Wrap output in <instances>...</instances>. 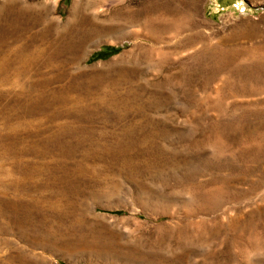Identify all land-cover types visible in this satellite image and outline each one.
<instances>
[{"label":"rangeland","instance_id":"1","mask_svg":"<svg viewBox=\"0 0 264 264\" xmlns=\"http://www.w3.org/2000/svg\"><path fill=\"white\" fill-rule=\"evenodd\" d=\"M52 1L20 0L13 27L25 35L0 37V264H264V83L236 78L264 68V0H83L69 24L74 0ZM98 7L117 38L86 45L63 76L28 67L35 36ZM121 7L162 23L164 41L124 30ZM171 55L181 66L161 68ZM134 56L141 64H127ZM211 67L220 78L205 82ZM130 69L132 86L167 98L122 103L106 76ZM63 212L75 222L58 243L51 219Z\"/></svg>","mask_w":264,"mask_h":264},{"label":"bare ground","instance_id":"2","mask_svg":"<svg viewBox=\"0 0 264 264\" xmlns=\"http://www.w3.org/2000/svg\"><path fill=\"white\" fill-rule=\"evenodd\" d=\"M45 2H48L50 0H44ZM52 1V0H51ZM53 2V6H56L57 3H58V0H54L52 1ZM82 2L83 0H74L73 2V5H72V10L70 12V18L68 20V24L71 23L70 21L72 19H74V16L76 14L75 10L77 9V7L79 5H82ZM8 12L7 14L5 15L4 14V22L6 23L5 27H4V31H2V34H1V38L2 39H11L13 38L14 36L16 35H25L23 33H18L20 32V29H15L13 26L19 23L16 22V16L14 15V10L20 6L19 8H21V3H20V0H3L2 1V6H8ZM146 5V4H145ZM129 6V5H128ZM127 7V6H126ZM133 8V7H131ZM144 8V7H143ZM142 8V9H143ZM147 8V7H146ZM118 9V8H116ZM141 10V9H140ZM119 11V14H121L122 16V22L119 21V24L121 23V25H123V28L124 30L126 29H130L132 27H138L139 29H141L143 31V33H151L154 31V33H156L155 35V38H156V45L162 43L164 41V37L162 36L161 32H162V23H160L159 26H152L151 23H149V19H147V12L144 13L145 14V17L143 18H140L141 17V14L143 13H138L136 12V10H132V9H129V8H125V7H121L120 9H118ZM91 15L90 16H87L85 14V11H84V14H83V11H80L81 13V17H78L76 20H77V25L74 27V26H69V25H63V27L60 29V31H56L58 33H54L52 32L51 29L49 28H46V32H44L43 34H41L40 36H35L34 37V43L39 47L40 49V52L39 54H36V55H33L31 58H29V61H28V67H31V66H36V67H39V68H49L51 70H49V72H52V70H54V73H58L60 74V76H63V75H66V73H71L72 70H77L80 68L79 66V63L76 61V59L74 58L83 48H86L87 46H89L91 43H98V42H104L105 40H112L113 38H115L116 36V31L118 30V27H116V25H114L113 23H110L111 22V17L109 18H106L102 13H104L103 9H100L99 7L94 9L93 11H91ZM160 12V11H159ZM6 13V12H5ZM114 15L117 13V11L115 10L114 12ZM90 14V12H89ZM112 14V13H111ZM149 14V13H148ZM160 14V13H159ZM118 15V13H117ZM149 16V15H148ZM116 16H114L115 18ZM119 16H117L118 18ZM120 18V17H119ZM118 18V19H119ZM163 18V17H162ZM71 19V20H70ZM159 19V18H158ZM113 20V19H112ZM117 20V19H116ZM74 20H72L73 22ZM156 22V21H155ZM66 23V24H67ZM123 23V24H122ZM72 25V24H71ZM22 26V25H21ZM181 26V25H180ZM20 27V26H18ZM55 29V28H54ZM177 30V29H176ZM22 31V30H21ZM131 31V30H130ZM136 31V30H135ZM118 32V31H117ZM137 33V32H136ZM118 34V33H117ZM134 34V32H133ZM117 38V37H116ZM177 38V37H176ZM174 39H175V36H174ZM184 39V38H183ZM16 40H13V41H8L7 43H15ZM183 42H175L174 45H173V48H174V51L173 53L177 52L179 53L180 50L179 48L184 46V45H190L188 43V40L184 39L182 40ZM87 45V46H86ZM140 46V45H139ZM136 47H138V44L136 45ZM141 51V50H144V52H151V50L153 49V47H146V46H143V47H138ZM138 48H137V51H138ZM136 48H134L135 50ZM185 49V48H184ZM256 49H259V48H256ZM262 50V49H261ZM19 52H20V49H19ZM135 52V51H134ZM21 53V52H20ZM137 53V52H136ZM140 53V52H139ZM133 54V53H131ZM130 54V55H131ZM151 54V53H150ZM234 54V53H233ZM128 55V54H127ZM200 54L198 53H195L191 56L190 60L195 62L197 60V57L199 56ZM205 55V54H204ZM204 55H200L201 56V59H203V62H204V66H207L210 62V57L208 56H204ZM132 56V55H131ZM139 56V55H138ZM226 58H225V63L228 64L231 59L233 58L232 56V52L231 53H228L227 55H225ZM128 57L129 59V55L126 56ZM133 57V56H132ZM141 57V56H140ZM224 57V56H223ZM123 58V57H122ZM252 58V57H251ZM141 59V58H140ZM139 59V60H140ZM149 62L150 59V56L149 55H145V61ZM149 59V60H148ZM172 55L170 56L169 59H164L163 58V64L161 63L160 61V67L164 68V67H173V68H178L181 66L182 64V61L179 62L177 65H173L171 64V62L169 61H172ZM137 58H130V60L126 61L127 64H135L137 63V61H139ZM212 61V60H211ZM125 62V61H124ZM197 62V61H196ZM122 63V61H121ZM140 63V61H139ZM150 63V62H149ZM173 63V62H172ZM199 63V62H197ZM213 63V61H212ZM224 63V62H222ZM264 63V61H263ZM141 64V63H140ZM137 65V64H136ZM159 65H155L157 66L156 68H158ZM197 65V64H196ZM212 64L210 63V66ZM125 66V65H124ZM217 66V64H216ZM223 67V65H221ZM213 67V66H212ZM212 67L208 69L207 71V75H205V82H208L210 81L211 79L215 78V77H218V79L220 78V74L219 75H216L214 72V70H212ZM124 68V67H123ZM131 68V67H129ZM172 68V69H173ZM191 69H194V66L190 67ZM214 68V67H213ZM218 68V67H217ZM126 69V68H125ZM135 69V68H134ZM134 69H130V71H117V73H114L113 75H110V76H106V80L108 82H110V84L112 86H116V89H115V92L117 91V93H120L121 91V94L122 96L119 97V99L122 100V103H123V100L125 101L126 99H124L125 97H132L134 99V104H136L137 102H148V101H152L154 102V105H155V102H157L158 100H165V98H167L168 96V92L166 91H160V89H156V88H148V86H144V85H140V86H132L133 82L130 81V79L132 78H135V75L134 73H132L134 71ZM228 69V68H227ZM226 67L224 69H221V71L219 73H227L229 74V76H223L224 79L225 77H233L234 78V75L232 73V71L230 70L227 71ZM255 70V74H245L244 76H236L237 80H239V83H240V80H243L242 83L246 84L245 82H250L251 85H253L251 83V78L249 79V77H253V79H258V80H261V85L264 83V75L262 74L263 71H264V68L262 67L261 63L256 66L254 68ZM194 72V70H191ZM53 73V72H52ZM195 73V72H194ZM193 73V75H194ZM251 73V72H250ZM254 73V72H252ZM95 75V74H94ZM171 75V74H170ZM179 75V74H178ZM177 75V76H178ZM191 75V74H190ZM225 75V74H224ZM102 76V75H101ZM58 77V76H57ZM99 77H100V74H99ZM102 78V77H101ZM177 78V77H176ZM195 78V76H194ZM222 78V77H221ZM231 78V79H233ZM47 79V78H46ZM172 79V78H171ZM170 79V80H171ZM188 81H192V75L189 76L188 78ZM223 79V78H222ZM221 79V80H222ZM111 80V81H110ZM184 80V79H183ZM234 80V79H233ZM113 81V82H112ZM175 81V80H174ZM177 79H176V85L178 86L179 84H177ZM213 81V80H212ZM216 81V80H215ZM220 81V80H219ZM224 82V80H222ZM255 81V80H253ZM84 82V81H83ZM228 82V81H227ZM230 82V81H229ZM92 83V82H91ZM127 83H129L128 85H126ZM179 83V82H178ZM234 83H237L236 81L233 82V89L234 90H237L238 87L236 85H234ZM104 84V82H103ZM208 84V83H207ZM241 87H239L238 90H241L242 91V87L245 85H241ZM259 83H256L254 82V85H258ZM231 85V84H229ZM110 86V85H108ZM175 86V85H174ZM206 86V85H205ZM231 88V87H230ZM255 88V87H254ZM258 88V86L256 87ZM127 89V90H126ZM174 89V88H173ZM172 89V90H173ZM245 89V88H244ZM250 89V88H249ZM253 89V88H251ZM263 89V88H262ZM123 90L126 91V93L123 92ZM220 90V89H219ZM233 90V91H234ZM260 90V89H259ZM231 91V90H230ZM232 91V92H233ZM255 91V90H253ZM240 93V95H242ZM170 93V91H169ZM175 93V92H174ZM220 93V92H219ZM236 93V92H235ZM260 93H261V90H260ZM258 93V94H260ZM123 94H125L123 96ZM232 94V93H231ZM174 95V94H173ZM217 95V94H216ZM221 95V94H220ZM170 96V95H169ZM195 97V96H194ZM221 98V97H220ZM131 99V100H133ZM118 100V99H117ZM118 101L117 104L119 102ZM128 100V99H127ZM175 101V100H174ZM223 101V100H222ZM136 102V103H135ZM221 102V101H220ZM229 102V101H228ZM130 103V102H129ZM149 103V102H148ZM116 104V105H117ZM160 104V103H159ZM123 105V104H122ZM133 105V104H132ZM145 105V104H143ZM147 105V104H146ZM153 106L152 103H150V106ZM135 106V105H134ZM137 106V105H136ZM135 106V107H136ZM151 106V107H152ZM126 107V106H125ZM144 107V106H143ZM148 108V106H147ZM126 109V108H125ZM143 110V109H142ZM125 111V110H124ZM150 110L147 109V110H144V112H149ZM193 112V111H192ZM138 113V112H137ZM143 113V112H142ZM219 113V112H218ZM120 114V113H119ZM129 114V113H128ZM221 115V114H220ZM136 117V116H135ZM151 118V117H150ZM240 119V118H239ZM231 123V122H230ZM236 123V122H235ZM148 124V123H147ZM224 141V140H223ZM259 178V177H258ZM189 193V192H188ZM239 198V197H238ZM191 199V202L194 203V202H199L193 198H190ZM217 199V198H216ZM221 199V197H220ZM224 198H222L221 200H223ZM219 200V198L217 199V201ZM242 200V199H241ZM189 202V200H188ZM214 202V201H212ZM222 202V201H221ZM220 202V204H222ZM241 202V201H240ZM213 206L212 207H217V205L214 206L215 203H212ZM219 204V203H218ZM228 204V203H227ZM226 204V205H227ZM187 205V204H186ZM223 205V204H222ZM221 205V206H222ZM225 205V203H224ZM223 205V206H224ZM211 206V205H210ZM222 206V207H223ZM229 206V205H227ZM226 206V207H227ZM203 207V206H202ZM201 207V208H202ZM225 207V206H224ZM225 207V208H226ZM211 208V207H210ZM228 208V207H227ZM230 208V207H229ZM228 208V209H229ZM242 208V207H241ZM200 209V208H199ZM203 209V208H202ZM217 209H219L217 207ZM216 209V210H217ZM221 209V208H220ZM227 209V210H228ZM232 209V207H231ZM229 209V210H231ZM223 210V208H222ZM221 210V212H222ZM226 210V212H227ZM228 210V211H229ZM233 210V209H232ZM225 210H223L224 212ZM225 213V212H224ZM229 215V214H228ZM232 215V214H231ZM226 216V215H225ZM65 220H64V219ZM78 219V218H77ZM228 219V218H227ZM232 219V218H231ZM52 225L53 228H56V229H51L52 232L51 234H53L54 238L56 239V242L58 241V243H61L60 240L63 239V238H67V236L69 235H66V230H70L69 227H71L73 224V222H75V220H73L70 216H67L66 214L63 213H58L57 216H54L52 219ZM50 220V221H51ZM209 220V219H208ZM81 222V221H80ZM84 222V221H83ZM91 222V221H90ZM89 222V223H90ZM87 222V225L86 226H89V224ZM75 224V223H74ZM92 224V222H91ZM203 224V223H202ZM67 227V228H66ZM85 227V226H84ZM48 228V227H47ZM82 228V227H81ZM89 228V227H88ZM93 228V227H92ZM79 230V228H78ZM86 230V229H85ZM74 231V230H73ZM72 231V232H73ZM78 232V231H77ZM68 233V232H67ZM94 234V233H93ZM99 235V234H98ZM73 236V235H72ZM92 236V235H91ZM97 236V235H96ZM100 236V235H99ZM71 237V236H70ZM79 237V236H78ZM82 237V235H81ZM85 237V235L83 236ZM71 239V238H70ZM107 239V238H106ZM72 240V239H71ZM68 240L65 239L63 241V244L64 245H68L69 247H77L75 245L77 244H74V243H69V241L67 242ZM73 242V241H72ZM93 250V249H92ZM133 253V251H131ZM97 253V252H96ZM84 256V255H83ZM254 257V256H253ZM104 258L103 256H100L99 254L97 255H90V257L88 258V260H90L91 262H93L94 264H100V259ZM120 259V258H119ZM103 263V262H102ZM128 263H131V264H134L131 260H128L127 259H120V262L119 264H128ZM105 264H109V263H105Z\"/></svg>","mask_w":264,"mask_h":264}]
</instances>
